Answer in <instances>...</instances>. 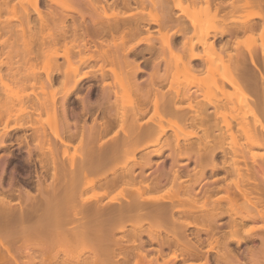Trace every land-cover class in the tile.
Here are the masks:
<instances>
[{"label": "rangeland", "instance_id": "1", "mask_svg": "<svg viewBox=\"0 0 264 264\" xmlns=\"http://www.w3.org/2000/svg\"><path fill=\"white\" fill-rule=\"evenodd\" d=\"M62 1L40 0L39 12L41 14L38 15L39 13L34 11L33 0H0V3L5 2L3 3V9L0 4V9H2L0 10V143L1 141L5 142L2 146L0 145V176L2 177L1 186L6 191L0 186L1 190L6 193L8 191V194L12 191L13 194H10L12 195V202L18 201L19 191L17 189L23 187L32 193H36L37 184L40 181L42 183H49L51 181L52 166L49 163L50 156H55L60 165L65 167L73 165L76 169L81 163L82 158L88 156V154L94 153L93 155H95L98 153L94 151L97 148L95 147L97 141L98 145L100 143L101 145L108 144L112 140L114 141L117 138L123 137L124 134H135L137 136L141 132L140 128L151 127V130L153 129L152 134L144 140L142 139L143 143L137 145L140 146L137 150L131 149L128 152V156L129 154H135V157L139 159L142 154L147 155L149 152L151 153L155 150L160 152L159 154L154 153L150 155V162L152 163L143 169L146 180L152 176L154 177L157 169L163 168L166 172L169 171L170 173L173 169H178V173L179 171L180 173L175 177L176 179H173L172 175L174 174L168 172L166 179L162 178L163 181L161 180L162 184L160 186L145 189L142 195L157 204L172 206V203L177 201V194L175 196L173 192L176 193L177 189H179V193L177 192L178 195L180 194L179 198L181 196L183 198V195L185 198L186 193L191 192V187L193 190L187 202L181 198L183 201L182 207L186 208H181L179 209L180 211L178 209L174 210V219L172 218V221L177 220L176 226H180L181 234L189 238V250L191 253L195 252V254L190 253L189 256H186L187 258L182 259L183 257L179 254L178 248H175L174 243L172 244L171 242L164 244L159 249V252L161 250L159 253L155 250L159 248L160 242L158 240L160 241V238L157 233L148 231L147 227L150 228L149 223L146 221L142 224L141 228H137L140 238L144 241L145 249L149 250L150 256L154 255L155 261L157 260L156 264H189L191 262L192 264H203L204 262L206 264H224V261H219L216 256V250H221V246L218 245L214 248V245V249H212V245L209 246L208 242L213 232L214 235H228V232L232 230V223L235 220V222L239 223L238 225L243 222L238 226L239 231H234L233 235H230L232 240L229 242L228 247L235 256L241 261H248L247 258L250 254L247 250L251 249V247L258 248L259 252L262 251L261 254H264V242H262L263 240L261 241V239H264V213L260 212L263 206H257L259 207L256 211L258 214L259 210V215L257 216L254 212L255 210L251 206L248 207V200L246 202L243 197L240 198L238 192L237 194L233 193L236 191L235 185L237 184H243L245 187L247 184L248 188L253 187V182L247 181L248 179L246 180V172L244 170L247 171L245 167L250 165L248 162L252 165L249 166L250 168L254 167L253 158L259 159L264 155L263 147L254 146L250 142L257 135L264 138V115H262L264 114V103L258 102L257 104V101L247 97L246 92L238 90L235 88V85L221 79L229 75L228 71H226L227 69H225V63L227 61L232 62L233 60L235 62L237 54L241 51L247 54V49L249 51L251 49V51L260 55V57L257 55L258 57L256 58L257 60L258 58L262 60L264 71V55L260 53L261 48L259 45L262 36H264L262 19H253L251 23L254 24L252 26L256 25L253 27L254 30H246L243 33L241 31L237 35L235 34L237 38H235V35L231 37L225 34L213 39V44L210 39H204V42L196 44L194 48L195 53L197 52L200 58L192 60L189 58L190 56L186 50L183 55H179L177 51L182 37L174 36L173 33L171 34V31L176 27V23L181 22H179L180 19L182 20V24L190 26V31L193 29L190 25L193 19L192 22H194L193 25H195L196 29L193 30L196 31V34L199 32L211 34L217 30H221L223 27L233 25L234 20L232 21V18L234 15L227 14L231 9L226 4L227 0H222L224 5L220 9V13L216 15L215 13L212 14L214 12V9H210L212 5L210 6L205 0H180L179 3L177 0L174 3L172 0H165V2H168H166L167 5L169 4L171 7V4L173 6L175 3L181 4L180 7L179 5L178 7L176 6L177 8L175 6L172 7V13L178 19L175 18L177 20L171 21L170 25L167 24L168 22L163 23L164 9L160 5V7H157L156 3L151 4L150 0H140L142 4L139 0L137 2L136 0H129L130 7L127 5L128 2H126V5L125 3H121L122 0H107L109 4H107L108 7H105L104 11L102 8L90 11L87 4L68 5L67 2L63 8L65 0ZM111 1L116 4L112 6ZM235 2L239 3L242 0H236ZM206 5L209 6L207 7L208 9H206ZM68 6L72 7L68 8ZM247 9L249 10L246 11L245 8L244 10H240L241 13L238 12L240 17L238 18H243L245 14L250 13V11L256 8L248 7ZM263 9L262 12H264ZM79 10L80 12H85L83 13L84 17L81 16ZM26 12L29 16L28 18H26ZM190 13L194 14L195 17H192ZM116 14L118 15L116 16ZM189 15H191L190 18H188ZM142 18L143 20H141ZM138 19L141 20L139 22L141 25H139L140 27L142 26V30L139 28V32L135 31V35L132 36L124 34L125 36L123 37L125 39L122 41L125 40V43L122 42L120 39L122 27L127 26V23L134 24ZM114 20L120 21V26ZM127 20L128 22H126ZM256 23L260 25L257 26ZM164 24H167L169 27L167 25V27H164ZM95 25L98 30L102 28L101 31L103 30L104 32L102 31L101 33L100 30L94 29ZM115 25H118V27ZM258 28L262 29L263 32ZM4 29L8 31H1ZM84 30L85 32H83ZM260 32L261 37L259 36ZM105 33L107 34L105 35ZM166 41H170L168 42L170 46ZM83 42H85L84 45ZM261 42H264V40ZM134 43L137 44L135 49L123 55V48ZM224 44H227L225 46L226 49L223 48ZM82 45L85 49L82 48ZM86 46L88 47L86 48ZM121 47L123 48L121 49ZM254 55L256 56V54ZM133 58L139 62L142 68V71L136 74V80L141 81L138 85L134 84L132 80L133 76L129 60ZM201 63L202 68L199 66ZM126 64L128 65L125 66ZM192 64L197 68L195 71L191 68ZM153 66H157L158 68ZM152 67L158 69L159 74H157L159 78L160 75L162 76L160 78L161 81L158 78L155 80L157 83L154 82V87L152 86L154 90L150 87L152 83L148 80ZM237 72L236 68L232 69V73ZM215 81L219 85L214 84ZM245 91L254 93L252 90ZM177 92L188 94L185 97L183 96L185 94L182 96L179 94L180 96L178 95V98L173 102L174 104L172 103L166 109L165 105L176 96ZM253 97L257 98V95ZM260 104H262L261 107L263 108L260 107ZM143 109L145 110L144 112L142 111ZM171 110H177L178 114ZM198 112H202L204 115L207 112L206 119L202 120V123L195 120V114ZM65 117L68 118V121L70 120L69 128H72L70 131H73L74 135L64 131ZM103 122L105 125L107 123L113 125H107L109 127L106 130L101 129V133L98 134L99 137L92 138V140L86 134L84 135L85 137H82L81 134L77 136L85 125V127H89L90 125H97L99 127ZM200 125L203 126L202 129ZM157 126L164 130V132L158 131ZM135 127L137 130L133 129ZM155 128H157L156 132L158 131L160 134L155 132ZM210 128H213V130L211 129L212 133H210ZM75 130H78V134ZM209 136H212V138H209ZM209 139L211 140L209 141ZM207 140L210 142V144L208 143L209 145L212 143L211 148L214 146L217 149L214 152V159L216 158L214 162L216 161L215 165L218 166L213 170L210 166L208 167L209 164L206 165L210 161L208 154L202 157V161H204L201 165L202 167L200 165L196 166L197 163L194 161L195 153L193 150L195 149L192 146L195 148L198 143H201L200 145L203 144V148L209 149ZM141 145L143 148H141ZM171 145L175 147L173 148ZM183 147H187L184 150L189 153V158L181 155L178 159L177 149L183 150ZM242 149L246 152L244 156L245 160H243L244 157L241 160L240 158L242 157L237 156L239 162L236 161L234 164L230 162L229 160H232L229 159L230 155ZM133 150H135L134 153H132ZM239 152H236V154ZM121 155L122 157L127 156L123 152ZM123 158L126 161L127 158ZM175 158L177 161H175ZM119 159L122 161L121 157ZM116 160L118 163H116ZM116 160L110 161L112 164L108 163L101 167L98 173L94 171L93 174L96 173L94 175L91 174V171L87 170L86 174L89 175H86V177L96 176L101 173H106L108 177H113L127 168H134L133 171L135 173L140 171L139 165H136L133 160H128V163L124 161L126 164H122L121 162L122 166L119 164L120 160ZM113 164L116 165L114 166ZM203 166L205 167L203 168ZM240 166H242V171H239L241 170ZM168 168H172V171ZM233 168L234 170L232 171ZM257 177L264 180V173ZM79 178H82V174ZM83 178L82 182H85ZM137 179L138 181H136ZM137 179L135 178V182H131L133 186L127 184L129 187L131 186L130 188L127 186L123 187L122 183L117 182L106 187V185L101 184L103 181L100 180L101 183L97 181L89 187L88 185L84 187L82 198H89L90 203L99 201L106 205L118 204L126 196L138 194L136 190L138 187V190L143 189L145 179L143 181V177L139 176ZM178 179L179 181L176 182ZM193 181L196 184L195 182L193 184ZM175 182L181 185H179L180 188L179 186L175 188L178 185ZM123 185L125 184L123 183ZM183 190L185 193L182 192ZM188 190L190 192H187ZM234 194L237 196L235 202L230 197L235 196ZM193 196L195 199L192 198ZM222 196L228 198H223ZM190 198L192 201L194 199L193 203ZM246 207L247 209H245ZM249 212L250 214L248 215ZM209 216L210 218L214 217V220L211 219L213 221L211 223H214L211 226H214V231L212 230V232L207 231L208 228H206L210 222ZM243 217L244 219H242ZM198 221L199 223H197ZM181 222H184L182 224L185 226H181ZM163 229L160 228V237L170 236L174 232L170 229L172 233L168 234L167 230L165 232V229ZM143 230L146 231L144 232ZM121 233L127 234L131 232L128 230L118 231L116 235H121ZM153 236L155 239H153ZM237 239H240V243L235 242ZM194 245L198 247L195 246V248ZM11 249L14 248L12 247ZM170 255L172 260L169 259ZM174 256H177V258H174ZM163 259H167L168 261L165 260L167 261L165 263ZM131 261L133 263L134 259L131 258ZM142 262H147V260L143 259ZM248 262L245 263L249 264Z\"/></svg>", "mask_w": 264, "mask_h": 264}, {"label": "bare ground", "instance_id": "2", "mask_svg": "<svg viewBox=\"0 0 264 264\" xmlns=\"http://www.w3.org/2000/svg\"><path fill=\"white\" fill-rule=\"evenodd\" d=\"M172 1H173V3L175 2V0H172ZM177 1H178V3L180 2V0H177ZM194 1H196V0H194ZM205 1L210 6L212 5L210 7V9L211 10L214 9V12H212V14L215 13V15L220 13L219 11L222 8V6L224 5V2L222 0H205ZM235 1L236 0H227V2H226V4L229 5L230 8H231L229 10V12H227V14H230L231 16L234 15V17L232 18V21L234 20L233 21L234 24L233 25L226 24V25H228L227 27H223V28L221 27L222 28L221 30H219V31L217 30V31H215L214 33H211V34H209L208 32H206L204 34L199 32V33L196 34L195 33L196 31L193 30V29H195V25H193L194 22H192L193 19L191 20V23H190L191 28H193V29H191V31H190V28H189L190 26L188 27V26L182 24V20L180 19L179 22L180 21L181 22L180 23H176V27L173 29V31H171V34L173 33L174 36L177 35V36H181L182 37L181 38L182 41L180 42V44H179L180 46H178L179 49L177 51V52H179V55L180 54L183 55L185 50H186L187 53L190 56L189 57L190 59H192V60L193 59H198V58H200V55H198L197 52L195 53L194 48H195L196 44H200L201 42H204V39H208V40L210 39L212 41L211 43L213 44L214 43L213 39L217 38L218 36H222V35L227 34L228 36H231V37L233 36L234 37L235 34L237 35L241 31H242L241 33H243V31L246 32V30H252L253 31L254 30L253 27L256 26V25L252 26L254 23H251V22L253 21V19H256V18L262 19V22L264 24V21H263L264 12H262V8H264V0H242V2H239V3L238 2L236 3ZM66 2H67L68 5L69 4H71V5L72 4H75V5L76 4L77 5L87 4V7L89 6L90 11L93 10V9L94 10H96V9L98 10L100 8H102L103 11H104L105 7H108L107 4H109V3H107V0H105V1L104 0H65V3H63V6L61 5L63 8H64V4H66ZM126 2H128L127 5L129 6L130 5L129 4V0H122L121 1V3H125V5H126ZM136 2H137V0H136ZM150 2H151V4L152 3H156L157 7L161 6V8L164 9L163 10L164 11V18H163L164 21H163V23H167L168 22L167 24L170 25L171 24L170 22L175 20V18H177L176 15H173V13H172V10H173L172 7H174V6L178 7V5L180 7L181 4H176L175 3L174 6H173V4H171L172 5V7H171L169 4L167 5L168 2L166 1L167 2L166 3L165 0H164V2H163V0H150ZM3 3H5V2H3ZM3 3H0L1 6H2V9H3ZM140 3H141V1H140ZM114 4H116V3L112 2L111 5L113 6ZM39 6H40V0H33L34 11H36V13L38 12L39 13L38 15L41 14L39 12V8H40ZM167 6H169V7H167ZM70 7H72V6H68V8H70ZM79 7H81V6H79ZM170 7H171V9H170ZM182 7H184V6L182 5ZM207 7H209V6L206 5V9H208ZM248 7L249 8L254 7L257 10L255 9L253 11H250V13L245 14L243 16V18L242 17L238 18V17H240V14L238 12L241 13L240 10H244V8L247 11V10H249V9H247ZM2 9H0V10H2ZM103 11H102V14H103ZM263 11H264V9H263ZM79 13L81 14V16L84 17L83 13H85V12H82V11L80 12V10H79ZM186 13H187V11H186ZM236 13L239 14V15H237ZM25 15H26V18L29 17L27 12H26ZM117 15L118 14H116V16ZM191 15H189L188 18H190ZM186 16H187V14H186ZM192 17H195L194 14L192 15ZM141 20H143V18ZM141 20L138 19L136 22H134V24H132L129 21V23H131V24L127 23V26L122 27L123 30H122V33H120L122 36L119 35L121 41L123 39H125V37H123V36H125L124 34H129V36H132V35H135L134 34V33H136L135 31L139 32V30L142 27V26L140 27L141 23H139ZM114 21H116V20H114ZM116 22L119 24L120 21L119 22L116 21ZM126 22H128V20ZM122 23H125V22H122ZM92 24H93V22H92ZM167 24H164V27ZM96 25H95L94 29L96 28ZM258 25H260V24H257V26ZM6 26H7V24H6ZM115 26L118 27V25H115ZM119 26H120V24H119ZM122 26H123V24H122ZM108 27H109V25H108ZM262 27H264V26H262ZM74 28H76V27H74ZM103 28H105V27H103ZM96 29L98 30V28H96ZM101 29H99V30L102 33L103 30L101 31ZM258 29H260V28H258ZM5 30L6 29L1 30V31H5ZM85 30L83 32H85ZM260 30H262V29H260ZM263 30H264V28H263ZM263 30H262V32H263ZM6 31H8V30H6ZM98 31H96V32H98ZM114 31H116V30L114 29ZM81 34H78V35H81ZM83 34L85 35V33H83ZM106 34L107 33H105V35ZM260 34H261V32L259 33V36L261 37L262 35H260ZM98 35H100V34H98ZM236 35H235V38H237ZM263 37L264 36H262V38ZM262 38H261V41L264 40V38H263V40H262ZM118 39H117V41H118ZM261 41L259 43L260 48H261L260 53L264 55V42H261ZM85 42H83V45H84ZM89 42H90V40H89ZM122 42L125 43V40L122 41ZM139 42H140V39H139ZM166 42L168 44V42H170V41H166ZM78 43H80V42H78ZM81 44H79V45H81ZM103 44H104V42H103ZM113 45H111V46H113ZM116 45H117V43H116ZM164 45H165V43H164ZM168 45L170 46V43ZM168 45H167V47H168ZM226 45L227 44H224L223 48L226 49V47H225ZM136 46H137V44L134 43V44H131V45L129 44L128 47H124L125 49L123 47H121V49L123 48V51H122L123 55L127 54L130 51H133ZM87 47L88 46H86V48ZM82 48L85 49L84 46ZM247 51H248L247 54L245 52L242 53L243 51H241L239 54H237L235 62H233L234 61L233 60L232 62H228L227 61L225 63V69H227L226 71H228L229 75L226 76V78L223 77L221 79L223 81H226V82H229V83L235 85V88H237L238 90L246 92L247 97L252 99V100H254V101H257V104H258V102L264 103V71H263V63H262V60H260V58H258V60L261 63L258 62V60L256 58L258 56L260 57V55H258V53H254L253 51H251V49H250V51H249V49H247ZM116 53H117V51H116ZM254 54H256V56ZM129 61H130L129 63L131 64L130 68H131L132 76H133L132 80H133L134 84L138 85V84H140L141 81H137L136 80V74L138 72L142 71V68H141L139 62H137L134 58L132 60L130 59ZM127 65L128 64H126L125 66H127ZM199 66H201V68H202V63ZM153 67H157V66H153ZM153 67H152V71L149 73V79H148L149 82L152 83L151 86L149 85L151 88H152L154 82H156L155 80L157 78L158 79L162 78L161 75H160V78L158 76V74H159L158 71H157L158 67L156 69L153 68ZM191 68L194 71H195V69H197V68H195V66L193 64L191 65ZM234 68H236L238 70L237 73H232V69H234ZM198 69H200V68L198 67ZM160 81H161V79H160ZM214 84L219 85V83L217 81H215ZM138 87H140V86H138ZM152 90H154V89L152 88ZM245 90H252V91H254V93H251V92H248V91H245ZM155 91H156V89H155ZM158 91H159V89H158ZM184 92L182 94L177 92V94H175L176 96L173 99H171V100L169 99L170 101H168L167 104L165 103L166 104L165 105L166 109H168L170 107V105L178 98L179 94L181 96L183 94H185V95H183L184 97L187 96L186 94H188V93H184ZM255 94L257 95V98L253 97V96H256ZM179 99H180V97H179ZM85 104H86V102H85ZM261 105L262 104H260V107H261ZM261 108H263V107H261ZM142 111L144 112L145 110L143 109ZM202 111H203V109H202ZM204 111H205V109H204ZM260 111H261V109H260ZM174 112H176L178 114L177 110L174 111ZM206 113L207 112H205V115L202 112L196 113L195 114V118H196L195 120H198V121H200V123H202V120L206 119ZM62 114H63V112H62ZM262 115H264V114H262ZM69 121H68V118L65 117V123H64L65 124V127H64L65 130L64 131L65 132H69V134H71V135H74V132L70 131V130H72V128L71 129L69 128V126H70V122ZM95 122L97 123V121H95ZM97 124L99 125V123H97ZM107 125H111V123L110 124L107 123ZM107 125H105L104 122L99 127L97 125L96 126H94V125L91 126L90 125L91 127L90 126L89 127H85L86 126L85 125L84 127H82V130H80L79 134L77 133L78 130H75V131L78 134L77 136H80V134H81V136L83 137L86 134L88 137H91L90 139H92V138H96L98 136V134L101 133L100 132L101 129L102 130L103 129L106 130L109 127ZM200 126H198V127H200ZM202 127L203 126H201L200 128L202 129ZM133 129L137 130L136 127L133 128ZM138 129H139V127H138ZM156 129L157 128H155V132H156ZM211 129L213 130V128L209 129L210 133H212ZM157 130L158 131L161 130L160 131L161 133L164 132V130L160 129V127H158ZM209 130H207V131H209ZM140 131L141 132H139V134L137 136L135 134L134 135H132V134L131 135L130 134L129 135L124 134L125 136L123 135V137H121V138H117L114 141L112 140V142L110 141V143H108V144L106 143L104 145L103 144L101 145V143H100L99 144L100 146L98 145V141H97V143L95 144V147H97V148L94 151L98 152V153H96L95 155H93L94 153H92L90 155L88 154V156H85L84 158H82L81 163L79 164V166H77L76 169L74 168L73 165H69V166H71L70 168H67L69 166L65 167L63 165H60V163H58V160H57V158L55 156H53V155L50 156L49 163L52 166L51 167L52 168V174H51V179H50L51 181L49 183H45V182L42 183L40 181L37 184L36 193H32V192H30L29 190H27L26 188H23V187L20 188V189H17V191H19V200L15 201V202H12V200H11L12 195H10V194L12 193V191H11V193L9 192L10 194H8V191H7V193L4 192L6 190H4L5 188L3 189L2 186H1L2 185L1 184L2 183L1 182L2 181V177L0 176V186L4 190L3 191L0 188V264H131L132 263L131 258L134 259L132 264H156L157 260L155 261V258L153 257L154 256L153 254H152L153 256H150L151 253L149 254V250L145 249L144 241L140 238V234H138L139 231H138L137 228L138 227L141 228L142 224L144 222H146V221L150 225V228L147 227L149 229L148 231H150L151 233H155V234L157 233L158 237L160 238V241L158 240V242H160L159 245H158L159 248L157 247L158 249L155 250V251L159 252V249L161 247H163L164 244H166L168 242L169 243L171 242L172 244L174 243L173 245L175 246V248H178V252H180L179 254L181 255V257H183L182 259H184L186 256H189L190 253H191L190 250H189L190 246L188 245L190 240H189V238L187 236H183L181 234V230H180L181 227L180 226H176L177 225V223H176L177 220H174V221H172V220L174 219L173 218L174 217L173 216L174 210H177V209L179 210L181 208L182 209L186 208V207H182V204H183L182 202L184 200H185V202H187L188 197H190V195H192V191H193L192 187H191V192L189 190L187 191V192H190V193H186V197L185 198H184V195L182 194L183 198H182V196H181V198H182V200L184 199L183 201L181 200V198H179L180 197V194L178 195V193H179L178 190L179 189H177L178 193L177 192L176 193L173 192V194H175V196L177 194V196H176L177 197V199H176L177 201L176 202H178V201L179 202L178 203H176V202L172 203V206L171 205L157 204L155 202L150 201L148 197H145V196L142 195L144 193L143 190L150 189V188H152L154 186H160L162 184L161 180L163 181V179H166V177L168 175L167 173L169 171L167 170L168 172H166L163 168L162 169H157V171H156L157 173L154 174V177L152 176L150 179L147 178L148 180H146V178H144L143 169L147 165H151L150 163H152V162H150L151 161L150 160V155H152L154 153L155 154H159L160 152L158 150H155L154 152H151V153L149 152L147 155L142 154V156L139 159H137L135 157V154H133V155L129 154V156H128V152L131 149H133V148L135 150H137L140 147V146H137V145L143 143L142 141L145 138H147V136L149 137L152 134L153 129L151 130V127H145L144 129L140 128ZM136 133H137V131H136ZM158 134H160V133L158 132ZM257 136H260V135H257ZM257 136L254 139H252V141H250L251 144H253L254 146H258V147H263L264 148V138L261 137V136L260 137H257ZM210 137L212 138V136H209V138ZM210 140L211 139H209V141ZM137 142H138V144H137ZM206 142H207V144L208 143L210 144V142H208V140ZM4 143L5 142L1 141L0 145L2 146ZM200 144L201 143H198L197 146L195 145L196 146L195 148L192 146V148L195 149L193 151L195 153L194 154V158H195L194 161L198 164V165L196 164V166L200 165V167H202L201 165L204 162V161H202V157L204 155L208 154L210 161H208L209 163L207 162L206 165L209 164L208 167L210 166V168L212 170L215 169L218 166V165H215L216 161L214 162V160L216 159V158L214 159V152L217 149L214 148V146H213V148H211L212 147V143H211V145L208 144L209 145V149L203 148V146H202L203 144L202 145H200ZM184 145H185V143H184ZM136 146H137V148H136ZM187 146H189V145H187ZM141 148H143L142 145H141ZM185 148H187V147H183V150L180 149V148L177 149L178 153L177 152L176 153L178 155L177 156L178 159L180 158L179 156H181V155H185L187 157L189 156V153H187L184 150ZM189 148H190V146H189ZM135 150H133L132 153H134ZM193 151H191V152H193ZM239 151L240 150H237V151H235V153H233V155L231 154L232 156L230 155L229 159H232V160H229V161L232 162L233 164L236 161L239 162V158L238 157H242V158H240L242 160L243 157L246 154V152H244L243 149L240 152ZM122 152H123V154L125 153V155L127 154V156H128V157L127 156H123V157L127 158L126 159L127 163H128V160H133V161H135L136 165H139V168H140V171L138 170L139 174L135 173L133 171L134 168L131 169V168H127L126 167L127 169L125 171H122L120 174H118V175L116 174V176H113V177H108L106 173H104V174L101 173V174H98L96 176H93L94 174H96V173L93 174L94 171L95 172L97 171V173H98L99 172L98 170H100L101 167H103L104 165H106L108 163L110 164L111 162L115 161L116 159L120 160L119 159L120 157L122 158V161L120 160L119 164H120V166H122L121 162H122V164L126 162L125 160H123L124 158L121 155ZM191 152H190V154H191ZM236 152H239V153L236 154ZM119 153H120L121 156L118 155ZM176 153H174V155H176ZM173 159H174V157H173ZM251 159H249V160H251ZM243 160H245V157H244ZM175 161H177V159ZM222 161H223V159H222ZM253 161H254V167L250 168L249 166L251 165V163L248 162V164H250V165L245 167L247 169V171L243 169L246 172L245 173L246 180L248 179L247 181H250V182L254 183V184L252 183L253 187L250 184V186L252 188L249 187L250 188L249 189L247 187V184H246V187L243 184L242 185L241 184L240 185L237 184V185H235L236 186V191L233 192V193L237 194V192H238V194L240 195V198L243 197L246 202L248 200V205H249L248 207L251 206V208L254 209L255 210L254 212L257 214L256 211L261 206H263V208L261 207L260 212L264 213V185L262 186V184L264 183L263 182L264 180H262V179L257 177L258 175H262L264 173V155H262V157L259 158V159H254L253 158ZM116 163H118V161ZM119 164H117V165H119ZM113 165L115 166L116 164H113ZM244 165L246 166V164H244ZM204 167L205 166H203V168ZM240 167H241V170H239V171H242V166H240ZM203 168H201V169H203ZM231 168H232V166H231ZM231 168H230V170H231ZM234 168H235V166H234ZM234 168L232 169V171L234 170ZM171 169H169V170H171ZM87 170L92 172L91 173V174H93L92 177L91 176H87L86 177V175H89V174H86L88 172ZM203 170H201V171H203ZM111 171H113V170H111ZM179 173H180V171H179ZM179 173H178V169H173V171L170 174H174V175H172L173 179H176L175 177H177ZM191 173H194V172H191ZM81 174H82V178L84 177L83 179H85L86 183L82 182V178H79V176ZM242 175H244V174H242ZM138 176L141 177V178L143 177V181L145 179L144 184H143V189H139L138 190L139 187L138 188L136 187L137 188L136 190L138 191L139 195L137 193H135V195L137 194L136 196L133 195V194H132V196L128 195L129 197L126 196V198H124L123 201L118 203V204L106 205V204H102L101 202L96 201V200H95L96 202H94V203L91 202L90 203L89 202V198H82L83 197L82 196L83 195L82 192L84 190V187H87V185L89 187V186L93 185L97 181H99V183H101L100 180L103 181L101 184L106 185V187H108L109 185H112V184H114L116 182L120 183V184L122 183L121 185L123 187L124 186L129 187L128 186L129 184H131V186H133V184L131 182L134 181L135 178L137 179ZM181 177H183V176H181ZM198 177H199V175H198ZM86 178H87V181H86ZM138 179L136 181H138ZM257 179L259 180L258 182H257ZM178 181H179V179L176 182H178ZM194 182L195 181H193V184H194ZM123 183L125 185H123ZM176 184H178V185L175 188H177L180 185L179 183H176ZM195 184H196V182H195ZM180 186H179V188H180ZM187 186H188V184H187ZM186 189H184V190H186ZM136 190L134 189L135 192H137ZM184 190L182 191L183 193H185ZM223 190H224V188H223ZM229 191H230V189H229ZM226 193H228V192H226ZM193 195H194V193H193ZM175 196L173 195L174 198H175ZM207 197H209V195H207ZM222 197H220V198L221 199L228 198L226 196L223 197V198ZM230 197H232L231 198L232 201L234 200V202H235L237 196L235 195V196H230ZM192 198H194V196ZM220 198H218V199H220ZM238 198H239V196H238ZM194 199H193V201H194ZM173 200H175V199H173ZM191 201H192V199H191ZM193 201H192V203H193ZM188 202H189V200H188ZM236 205H237V203H236ZM257 206H259V207H257ZM215 207H216V205H215ZM241 208H243V207H241ZM232 209L234 210V208H232ZM245 209H247V207ZM239 210H240V207H239ZM243 211H245V210H243ZM209 212H210V210H209ZM251 213H253V212H251ZM234 214H235V212H234ZM249 214H250V212L248 213V215ZM258 215H259V210H258L257 216ZM180 216H182V215H180ZM215 217H216V215H215ZM168 218H170V219H168ZM209 218H210V216H209ZM213 218H210V222L208 223V225L206 224L208 226V227H206V228H208L207 231H209V232H212L213 227H214V226L211 227L212 224H214V223H211V222H213V221H211V219H213ZM242 219H244V217ZM233 221H234V219H233ZM235 221H234V223H232L233 224L232 227H231L232 230H230L228 232V235L219 236V235H216V234L214 235V232H213L212 235L209 238V242L208 243L210 244L209 246L212 245V249L216 248V246H218V245L221 246L220 247L221 250L220 249L216 250V256L219 259V261L220 260L224 261V264L238 263V262H244V263L246 262L247 263L248 261H249L248 262L249 264H264V254L263 253L261 254L262 251L259 252L260 250H258V248H252V247H251V249L248 248L249 250H247V251H249V254H250L249 257L247 258L248 261L247 260L241 261V260L238 259V257L235 256V254L232 252V250L228 247L229 242L232 240V237L230 235H233L234 231H239L238 230V228H239L238 226H240L243 223L242 222L240 225H238L239 223H237ZM203 222H204V220H203ZM182 223H184V222H181V226H185ZM197 223H199V221ZM195 226H196V224H195ZM160 228H164L165 232L167 230L168 234L172 233L174 231L173 232L174 234L172 233V234H170V236H167V237H160ZM176 228H178V229H176ZM168 229H169V231H168ZM170 229L172 230V232H171ZM126 230H128L131 233L123 234L124 233L123 232V233H121V235H116V232H118V231L122 232V231H126ZM238 234H239V232H238ZM153 239H155V237ZM261 241L264 242V239H261ZM158 242H156V243H158ZM235 242L240 243V239H237ZM12 243L14 244V246H13ZM214 245H215V247H214ZM11 246L14 249H11L12 248ZM195 246H197V245H194V247ZM209 248L211 249V247H209ZM152 251H154V250H152ZM171 251H173V250H171ZM160 252H161V250H160ZM174 252L176 253L175 250H174ZM175 253H173V254L175 255ZM192 253L195 254V252H192ZM200 253H201V251H200ZM165 258H167V257H165ZM174 258H177V256L176 257L174 256ZM143 259L144 260L146 259L147 262H142ZM167 259H165V260H167ZM169 259H171V255L169 256ZM165 260L163 259V262L166 263L168 260L167 261H165ZM129 261H130V263H129ZM160 264H162V263H160ZM189 264H192V262L189 263ZM203 264H206V262H204Z\"/></svg>", "mask_w": 264, "mask_h": 264}]
</instances>
